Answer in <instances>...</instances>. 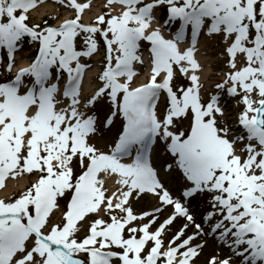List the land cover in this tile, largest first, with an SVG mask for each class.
<instances>
[{"label":"snow or ice","instance_id":"6c2138e0","mask_svg":"<svg viewBox=\"0 0 264 264\" xmlns=\"http://www.w3.org/2000/svg\"><path fill=\"white\" fill-rule=\"evenodd\" d=\"M39 2L0 0V67L13 72L26 38L38 44L0 81V189L36 177L0 199V264H195L208 236L232 253L208 264H264V0H107L120 11L92 23L90 0H67L75 15L58 26L30 23ZM217 35L232 71L205 100L196 52ZM101 47L102 86L85 99L84 61ZM145 47L150 71L136 83ZM225 97L244 105L238 131ZM118 120L107 149L93 143ZM159 148L172 162L158 169ZM143 200L155 203L134 209Z\"/></svg>","mask_w":264,"mask_h":264},{"label":"rangeland","instance_id":"374dc122","mask_svg":"<svg viewBox=\"0 0 264 264\" xmlns=\"http://www.w3.org/2000/svg\"><path fill=\"white\" fill-rule=\"evenodd\" d=\"M78 2H88V0H78ZM90 4H91L90 9L86 10L83 16L84 23H92L97 15L104 14L109 11H112L113 14H115L120 11V5L118 4L113 5L111 8H109L107 6V0H90ZM74 15H75V11L67 6V0H64L63 3H61L60 0H40L38 7L30 13V23L40 24L41 26H46L45 21H47V25L53 24V26H56L62 23V21L65 19L73 18ZM162 21H163V12L161 13V23ZM165 34H168V33L166 32ZM28 42H31V41L28 40ZM205 46L207 48L202 50L205 54H211L213 50L216 52V54H214L213 60H211V62L209 60V64L207 66V69L209 68V71L212 74H216V77H214L216 81L213 82L214 87L212 88V93L204 94L203 93L204 87H202L201 94L203 98L207 100L211 95L216 93L217 91L215 87L216 84L223 82V80L226 77V74L232 71V69L229 66V57H228V54L226 53V48L228 47V44L224 42L222 36L217 35L214 37H210V44H207ZM183 48H187V45ZM37 51H38V46L35 51L27 52L25 55L21 54L20 57L23 58L24 56L25 57L28 56L30 57V60L32 61ZM202 51L196 54V57L198 56V61L201 66L200 70L197 73L200 76L201 81H202L201 71H202V66H203V62L201 60ZM143 54H144L145 64L143 66L137 65V71L140 73V75L135 78L136 83L146 82L147 77L149 75V71H150V64L148 61L150 56H149V52L147 51L146 47L143 50ZM104 56H105V49L101 47L98 55H94L90 59H85L84 62L90 65V68L87 71L93 73L94 75L102 73L103 65H104ZM5 57H6V52H5ZM243 62H244V57L240 56L238 60V64L242 65ZM98 77L99 75L93 81L94 89L96 88L97 90L100 86H102V82L98 79ZM174 83L186 86L189 82L187 78L183 77L181 74L177 72V76H176ZM84 98L87 99L89 97H84ZM238 101H240V99ZM107 108H108L107 103L100 106L99 108L100 113L103 114L104 112H107ZM238 110H241V109L237 105V107H234L233 110H230L228 112V115L225 118V120L231 119V120L226 121V123L231 127L233 124L232 122L233 118H236V116L237 117L239 116ZM232 114H233V117H231ZM181 127L186 129L188 127V122L185 121L183 125H181ZM119 128H120V120L116 121V126L112 130L111 133L97 137L96 139H98L99 142H97V140L95 139L93 143H95L98 147H101L104 149L108 148L111 145L112 139L115 136ZM98 143H103V144L101 145ZM158 150L161 151L162 155L164 154L165 157L168 154L163 148H159ZM168 157H169V154H168ZM35 179H36L35 176L29 175V174H25V175H22L16 178L9 177L5 182V188L0 189V199H3L5 201H10V200L17 198L23 191H25L30 186L32 182H34ZM106 186H109V185L106 184ZM101 215H103V213H101ZM104 218L107 219L106 216ZM60 219H61V214L57 212L54 217V220L56 222H59ZM81 235H83V233H81ZM166 238L167 237H165V239ZM215 249L218 254H223L225 257H228L231 255L230 253H228L227 251H224L219 246H216ZM233 264H238L235 257H233Z\"/></svg>","mask_w":264,"mask_h":264},{"label":"bare ground","instance_id":"6f19581e","mask_svg":"<svg viewBox=\"0 0 264 264\" xmlns=\"http://www.w3.org/2000/svg\"><path fill=\"white\" fill-rule=\"evenodd\" d=\"M59 25V24H58ZM56 25V26H58ZM202 51V50H201ZM214 54H216V52L213 50V52L211 54H205L203 51L201 53V60L203 62V66H202V71H201V76H202V81H201V84H202V87H204V90H203V93L204 94H209V93H212V88L214 87V84L213 82L216 81V79H214V77H216V74H212L210 71H209V68L207 69V66L209 64V60L211 62V60H213V57H214ZM210 58V59H208ZM28 66V63L24 62V61H21L20 63H17L16 64V70L15 71H18L20 67H27ZM147 76V75H146ZM92 78V77H91ZM143 79V78H142ZM94 91V90H93ZM93 91H87L86 93L84 94H93ZM240 99V97H225V100L228 101L226 104H225V118L226 116L228 115V112L230 110H233L234 107H238L241 109V110H238L239 111V114L240 112L243 110V103L240 101H238ZM235 114V113H234ZM231 117H233V114L231 115ZM226 120H231V119H226ZM233 126L234 128H236V130H238L237 128V118H234L233 119ZM97 142H99L98 139H96ZM109 180V179H108ZM109 184L113 187H118V185L115 183V179L114 180H109ZM24 186V184H23ZM114 188H112L110 191H114L113 190ZM151 204H154L153 201H151V203H146V202H134L133 203V207L134 209H136L137 211H141L147 207H149ZM172 235V233L170 232L168 234V237L166 238V240ZM215 250H213V248L211 247H206V249L203 248V250L200 252V255L195 258V264H208V261L209 259L212 257V256H218L216 252H214ZM219 257H222L221 255ZM223 258V257H222Z\"/></svg>","mask_w":264,"mask_h":264}]
</instances>
